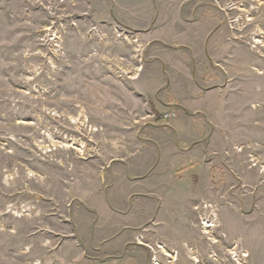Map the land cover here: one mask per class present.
Instances as JSON below:
<instances>
[{"label":"rangeland","instance_id":"rangeland-1","mask_svg":"<svg viewBox=\"0 0 264 264\" xmlns=\"http://www.w3.org/2000/svg\"><path fill=\"white\" fill-rule=\"evenodd\" d=\"M157 57L198 61L199 88L168 65L156 100L133 90ZM181 98L191 116L158 102ZM177 119L186 132L145 125ZM146 136L165 158L154 194L77 196L109 142ZM116 236L149 264H264V0H0V264H71Z\"/></svg>","mask_w":264,"mask_h":264},{"label":"crops","instance_id":"crops-1","mask_svg":"<svg viewBox=\"0 0 264 264\" xmlns=\"http://www.w3.org/2000/svg\"><path fill=\"white\" fill-rule=\"evenodd\" d=\"M205 52L211 68L212 67L215 68L214 65H216V67H218L219 65L221 66V62L220 61L213 62L211 60V55L209 54L210 52L215 57L214 53L218 52L217 49L212 48V52L211 50L206 49ZM159 59L160 57H157V60L155 61L145 62L144 70L139 76V78L141 77L142 81L140 82L138 80L133 83L130 82L131 83L130 85L132 86L134 85V87L132 88L133 90L139 91L140 93L143 94L154 93L151 95H154L153 97L156 100L159 92L162 91V88L160 86H162L165 83L168 86L167 88L168 91L175 84V82L171 80L172 79L171 75L173 74L171 73V71H169V69L171 68L170 67L168 68V65L175 67L176 68L175 70L180 71L181 76L183 75L177 84L181 86H187V85L192 86V84H194L199 88L200 84L197 81V74H196L197 70H199L198 61L194 60V65L192 66V69L194 70L189 71L187 62L183 61L179 63L180 65L177 64L175 66L176 63L174 61H169L168 64H166L165 62L163 63V61ZM205 89L206 92H208L209 94L218 91H220L219 93H221V84H212L210 86H207ZM127 90L130 93L133 92L131 88ZM182 92H184V95L197 94L195 88L194 89L191 88L188 91L182 90ZM181 99L184 100L183 103H177L173 99H171L170 101L165 100L169 104H165L163 101L159 99L158 102L159 105L162 107V109L173 105L181 106L184 109L186 116H191V113L187 107L191 106L194 103L192 102L193 100L190 98L188 99L181 98ZM158 109L161 108H159L158 106ZM174 122L175 124L172 123L170 127L162 126L160 124H154L152 122L147 124L145 123V125L150 127L151 130L152 129L157 130V132L160 131L161 132L173 131L175 133L186 132L187 126H185L181 121H179V119H177ZM175 140H177V138ZM115 142L114 141H112V143L109 142L110 144L109 154L107 153L108 152L107 149L105 156H101V157L94 156L93 158H91V161H95L97 162L98 165L104 167L103 170L104 175L103 174L101 175L105 177L104 178L105 181L104 179H102L103 177L101 176L97 180V182L94 183L93 180V183L90 185V189L88 190L80 189L79 194H77V196L80 195L81 198H84L85 202L90 203V205L94 206V208H97V210L103 209L104 211H107L109 208L111 209L113 205L118 206L119 203L122 204L121 198L129 197L131 194H134V191L132 190H135V192L140 195L141 194L146 195V193L154 194L153 191H150L152 186H150L149 183L153 179L152 177H154L155 179L154 175L158 174V172L160 171V165L165 160L162 152V144L159 143V141L153 140L150 136L143 137V139H141L138 143H136V148H135L136 151H134L133 153H130L129 151L130 148L129 142H122V141H118L117 143ZM160 153L162 154V156H158ZM134 165H136L137 167L136 168L133 167ZM100 171L102 173V170ZM92 196H94L95 199H91ZM122 227H126V226H122ZM119 228H121V226H119ZM131 241L132 240H130V238L121 237V236H116L111 238L107 237L103 239L97 238L96 240L91 241L90 243L93 246V247L91 246V255L87 256L86 251L82 252L80 250L78 252V256L73 257L74 261H71V264H149L148 259H146V256L140 253L138 250L134 251L133 250L134 248L130 246H129L130 248H128L129 249L128 251L127 248L124 249L125 246L129 245L130 243L131 244L133 243ZM67 242L70 241L68 240ZM74 244L75 242H73V244L71 245L74 246ZM58 256L59 259H62L61 256H63V252L60 250V248H59Z\"/></svg>","mask_w":264,"mask_h":264}]
</instances>
